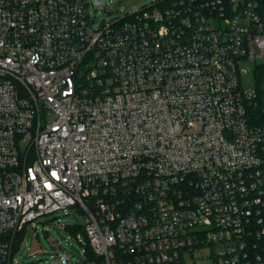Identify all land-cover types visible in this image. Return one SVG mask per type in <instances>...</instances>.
I'll return each mask as SVG.
<instances>
[{
  "label": "built area",
  "instance_id": "1",
  "mask_svg": "<svg viewBox=\"0 0 264 264\" xmlns=\"http://www.w3.org/2000/svg\"><path fill=\"white\" fill-rule=\"evenodd\" d=\"M0 0V264L24 226L81 213L78 264H264V0ZM264 79V62L255 66ZM85 236V239L82 236ZM49 264H70L54 244Z\"/></svg>",
  "mask_w": 264,
  "mask_h": 264
},
{
  "label": "rangeland",
  "instance_id": "2",
  "mask_svg": "<svg viewBox=\"0 0 264 264\" xmlns=\"http://www.w3.org/2000/svg\"><path fill=\"white\" fill-rule=\"evenodd\" d=\"M154 0H106L107 10L97 11L90 8L94 24L101 20L109 21L117 16L122 17L129 12L140 11L148 7ZM264 62V59L242 60L238 63L241 71L239 76L240 86L243 89L255 88L259 92L264 89V79L258 75L255 66ZM85 216L75 210H62L47 214L24 226L19 236L16 260L19 264H49L55 255L54 244L70 255V264L81 263L83 246L75 240L76 231H71L72 226L83 227ZM85 239V236H82ZM185 264H213L209 248L199 250L194 256L184 254Z\"/></svg>",
  "mask_w": 264,
  "mask_h": 264
},
{
  "label": "trees",
  "instance_id": "3",
  "mask_svg": "<svg viewBox=\"0 0 264 264\" xmlns=\"http://www.w3.org/2000/svg\"><path fill=\"white\" fill-rule=\"evenodd\" d=\"M199 1H206V0H199ZM250 117L251 120L255 123H264V109H262L261 106H259L256 110H253L252 112H250ZM71 231H76V232H80L83 234V227H79V226H72L70 228ZM19 236L20 234H18L17 240H16V248L19 245Z\"/></svg>",
  "mask_w": 264,
  "mask_h": 264
}]
</instances>
